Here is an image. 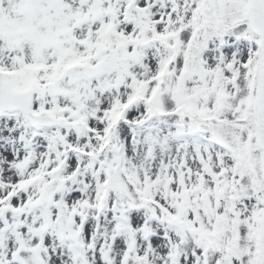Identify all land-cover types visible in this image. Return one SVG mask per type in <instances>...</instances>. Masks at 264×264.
<instances>
[{
  "label": "snow or ice",
  "instance_id": "obj_1",
  "mask_svg": "<svg viewBox=\"0 0 264 264\" xmlns=\"http://www.w3.org/2000/svg\"><path fill=\"white\" fill-rule=\"evenodd\" d=\"M0 264H264V0H0Z\"/></svg>",
  "mask_w": 264,
  "mask_h": 264
}]
</instances>
